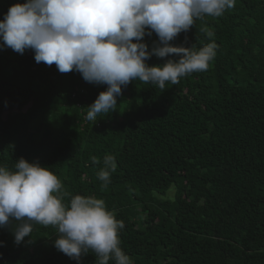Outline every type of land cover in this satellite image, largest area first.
<instances>
[{
  "label": "trees",
  "instance_id": "obj_1",
  "mask_svg": "<svg viewBox=\"0 0 264 264\" xmlns=\"http://www.w3.org/2000/svg\"><path fill=\"white\" fill-rule=\"evenodd\" d=\"M24 2L0 0V20ZM142 39L149 51L159 40ZM211 42L207 71L164 89L130 82L96 122L85 119L87 106L107 85L37 63L32 49L0 47V165L38 161L60 179L66 203L103 199L123 221L120 247L133 264H264V0H235L170 41ZM169 58L179 57L147 63ZM105 155L116 163L106 186ZM57 234L34 224L16 244L13 225L0 227V264H95L94 253L78 262L57 250Z\"/></svg>",
  "mask_w": 264,
  "mask_h": 264
},
{
  "label": "clouds",
  "instance_id": "obj_2",
  "mask_svg": "<svg viewBox=\"0 0 264 264\" xmlns=\"http://www.w3.org/2000/svg\"><path fill=\"white\" fill-rule=\"evenodd\" d=\"M234 6L235 0H26L10 6L0 20V47L21 54L32 49L37 63L55 64L60 73L75 70L86 82L107 85L87 106L85 119L96 122L117 109L122 87L130 82L164 89L207 71L216 56L215 42L197 49L170 41L197 19L220 17ZM152 32L159 40L149 51L142 38ZM171 54L179 58L147 63L152 55ZM93 162L100 163L95 157ZM103 165L98 178L106 186L116 168L114 157L105 155ZM62 189L57 175L38 161L21 157L12 169L0 165V227L12 224L14 242L20 244L32 237L34 224L54 226V246L78 262L94 253L95 264H133L120 247L123 221L105 201L77 194L66 203Z\"/></svg>",
  "mask_w": 264,
  "mask_h": 264
},
{
  "label": "rangeland",
  "instance_id": "obj_3",
  "mask_svg": "<svg viewBox=\"0 0 264 264\" xmlns=\"http://www.w3.org/2000/svg\"><path fill=\"white\" fill-rule=\"evenodd\" d=\"M39 123V118H37L34 122H33V126L36 127ZM175 190L174 189H170L168 192V196H173L174 195Z\"/></svg>",
  "mask_w": 264,
  "mask_h": 264
}]
</instances>
